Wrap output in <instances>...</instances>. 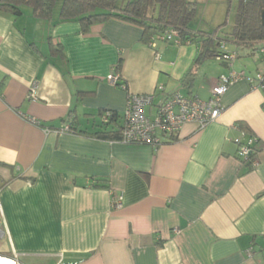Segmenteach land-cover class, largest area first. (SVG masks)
<instances>
[{
    "label": "crops",
    "instance_id": "obj_1",
    "mask_svg": "<svg viewBox=\"0 0 264 264\" xmlns=\"http://www.w3.org/2000/svg\"><path fill=\"white\" fill-rule=\"evenodd\" d=\"M143 34L118 18L84 33L59 11L37 18L0 10V264H264V56L225 42L236 58L203 63L190 93L182 78L200 45L151 46ZM121 56L128 89L109 79ZM231 71L245 77L222 96L220 116L201 129L185 124L176 140L55 131L75 119L96 131L107 110L122 125L129 93L154 95L150 115L176 91L208 100ZM243 133L258 140L252 169L239 159Z\"/></svg>",
    "mask_w": 264,
    "mask_h": 264
},
{
    "label": "trees",
    "instance_id": "obj_2",
    "mask_svg": "<svg viewBox=\"0 0 264 264\" xmlns=\"http://www.w3.org/2000/svg\"><path fill=\"white\" fill-rule=\"evenodd\" d=\"M59 10V20H75L80 23L82 31L88 32L91 26L97 23L105 22L111 18H118L139 25L143 28V41L150 44L154 40H161L165 43H172L168 40L167 33L177 32V38L181 43L186 41L196 42L199 51L194 59L190 69L182 78V83L190 92L195 83L196 75L203 63L210 59H219L226 64L229 60L223 58L227 51L223 47L225 42H231L238 45H245L251 48L252 52H261L264 46V24L262 23L261 12L264 9V0H238L235 20L232 30L225 36L221 37L215 31L194 30L190 27L191 22L197 13V2L192 0H61ZM59 0H0V10L11 12L15 15L22 14V6H30L33 16L37 18H52ZM54 53L62 51V45L52 43ZM236 54V51H232ZM237 55V54H236ZM124 58L121 56L115 70L119 73L117 85L127 88V84L121 80V68ZM4 82L0 81V89ZM264 90V88H263ZM193 96V95H192ZM108 114V120L104 117ZM101 122L96 123L97 130L89 132L88 130L79 129L78 121H68V131L75 134H89L94 137L118 141L121 139L122 130L125 123L121 125L118 120L121 116L112 111L100 112ZM44 129L53 131V128L44 126ZM56 128L59 131L64 127ZM246 131L247 127L242 125ZM177 139V138H176ZM175 139V140H176ZM258 150L257 144L254 146ZM256 153V152H255ZM249 161L243 163L252 169L251 162L254 155ZM240 159V158H239Z\"/></svg>",
    "mask_w": 264,
    "mask_h": 264
},
{
    "label": "built area",
    "instance_id": "obj_3",
    "mask_svg": "<svg viewBox=\"0 0 264 264\" xmlns=\"http://www.w3.org/2000/svg\"><path fill=\"white\" fill-rule=\"evenodd\" d=\"M168 40L172 43L180 44V40L176 37L177 32L172 31L167 33ZM155 46V40L150 43ZM222 48H225V44ZM264 54V46L261 48ZM236 55L234 52L226 51L223 55L225 60H233ZM244 72L231 71L229 74H224L219 78L216 85L212 87L211 96L208 100H203L198 96H186L179 91L173 92L167 96L158 106L155 113L151 115L147 113V108L153 104V94H128L127 109L125 114V123L122 130L121 139L118 142L122 143H147L159 145L164 140H175L179 137L181 129L187 123H194L198 129L203 128L210 122L216 120L222 113V96L228 91L229 87L237 81L244 78ZM110 81L117 83L119 76L113 74L110 76ZM259 87L264 88V75L258 76ZM124 87V86H123ZM38 84L35 82L28 92V98L31 100L37 99ZM160 89H163L161 87ZM108 112L105 115V121L108 120ZM32 123L39 125V121L35 118H28ZM46 130V129H45ZM68 131V126L56 131L62 133ZM49 132V130H47ZM243 135H245L243 133ZM246 136V135H245ZM258 142L254 136H246L245 141L240 142L239 158L241 162L249 161L256 152L255 145ZM243 160V161H242ZM257 162L255 159L251 162V167L254 168ZM2 189L0 187V220L4 217L3 204L1 197ZM123 197L119 196L114 201V207H121ZM249 256H253L254 252L250 248L247 251ZM57 264H72L61 259Z\"/></svg>",
    "mask_w": 264,
    "mask_h": 264
},
{
    "label": "rangeland",
    "instance_id": "obj_4",
    "mask_svg": "<svg viewBox=\"0 0 264 264\" xmlns=\"http://www.w3.org/2000/svg\"><path fill=\"white\" fill-rule=\"evenodd\" d=\"M121 2L125 0H120ZM128 1V0H126ZM194 1V0H193ZM197 13L192 21V27H208L214 24L213 29L208 31H215L221 37L225 36L232 30L238 0H197ZM61 0H59L55 12L60 10ZM23 10L32 12L30 6H22ZM196 29V28H195ZM236 55V54H235ZM236 58V57H235ZM47 131V130H46ZM50 132V131H49ZM67 132V131H65Z\"/></svg>",
    "mask_w": 264,
    "mask_h": 264
},
{
    "label": "water",
    "instance_id": "obj_5",
    "mask_svg": "<svg viewBox=\"0 0 264 264\" xmlns=\"http://www.w3.org/2000/svg\"><path fill=\"white\" fill-rule=\"evenodd\" d=\"M262 23L264 24V9L261 12Z\"/></svg>",
    "mask_w": 264,
    "mask_h": 264
}]
</instances>
